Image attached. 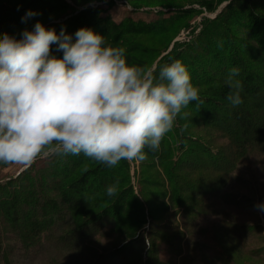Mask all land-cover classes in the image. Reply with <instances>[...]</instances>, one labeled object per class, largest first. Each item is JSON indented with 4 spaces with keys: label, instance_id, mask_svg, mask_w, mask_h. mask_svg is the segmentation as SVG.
Wrapping results in <instances>:
<instances>
[{
    "label": "trees",
    "instance_id": "trees-1",
    "mask_svg": "<svg viewBox=\"0 0 264 264\" xmlns=\"http://www.w3.org/2000/svg\"><path fill=\"white\" fill-rule=\"evenodd\" d=\"M95 1L99 0H0V38L4 33L19 29L23 31L27 26H31L32 30L38 21L48 29L55 28L58 34L62 28L73 35L81 28H90L105 36L107 44L123 47L130 64L149 67L151 57L157 58L159 50L144 47L137 38L174 35L182 26L180 22L195 13L192 8L174 7L175 13L171 17L158 21L127 17L117 22L106 16L102 6L75 7L76 4ZM261 2L218 0V3L226 5L217 17L206 19L195 44L177 52L167 62L182 60L195 86L211 88L210 96L200 97L203 103L193 101L186 107L188 109H182L158 151L153 152L148 147L144 149L146 159L157 160L162 171H157L155 163H144L143 160V175L148 179L142 181L146 184L157 178V183L163 189L169 183L171 191L168 199L181 209L184 228L190 233L180 239L188 248L187 256L184 251L176 250V259L170 260L171 264H177V259H181L180 264H184L186 259L189 264H195L198 263L197 257L205 262L208 259L201 257L200 247L213 251L214 257L208 264L231 263L234 256L219 243L217 235L208 236L210 242L200 241L204 236L198 233L200 225L213 219L220 221L229 234L241 241L250 238L239 232L246 227L236 226L237 223L233 224L227 219L231 211L226 210V207H233L248 211L247 196L236 195L232 191L222 192L230 183L237 184L235 173L245 165L244 162H259L260 168L264 169V0ZM199 3L209 11L215 9V0H199ZM29 10L37 15L25 19ZM68 12H71L70 16L59 17ZM234 26L247 28L254 37L249 40L237 37ZM15 37L20 39L21 34ZM52 55L62 58L63 53L55 50ZM207 65L214 75H211ZM234 67L240 69L236 79L241 81L247 94L244 99L241 97L243 103L236 107L225 105L230 89L224 81ZM198 123L201 128H206L209 135L199 137L201 141L190 138ZM210 130L216 135L211 137ZM208 142L213 147L206 146ZM173 143L178 145L174 147ZM175 154L178 159H174ZM47 158L45 165L37 167L32 164L18 177L0 183V264H22L21 260H34V255L43 248H67L65 250L72 251L80 248L86 239L98 236L101 231L105 236L114 235L116 240L122 236L125 239L112 252L103 255V259L93 258L95 264L98 261L170 264L161 259L164 248L161 247L160 235L150 236L147 233L155 226L154 217L159 211L147 204L149 191H138V188L135 191L128 160H121L111 170V167L82 153ZM94 174L98 180L103 179L91 199L82 191L86 190V182ZM105 175H108L107 178ZM163 175L166 179L160 181L159 177ZM117 180V193L112 197L107 196V186L115 184ZM207 181L210 185H206ZM239 185L244 187L243 184ZM251 186L245 187L252 193L250 197H262L261 188ZM199 187L203 189L199 190ZM167 196L165 192L163 197ZM204 198L213 202L206 204L202 201ZM105 228L111 229L106 232ZM146 233L147 237L143 239ZM165 236H161L164 241ZM196 236L200 238L197 241L194 240ZM142 239L146 244L143 249L138 246ZM6 242L10 244L5 246ZM244 249L247 254L248 251L251 253L246 247ZM255 250L260 251L261 248ZM110 257L117 258L112 261Z\"/></svg>",
    "mask_w": 264,
    "mask_h": 264
},
{
    "label": "clouds",
    "instance_id": "clouds-1",
    "mask_svg": "<svg viewBox=\"0 0 264 264\" xmlns=\"http://www.w3.org/2000/svg\"><path fill=\"white\" fill-rule=\"evenodd\" d=\"M37 15L29 10L25 19ZM62 58L52 55V46ZM238 67L224 83L233 107L243 103ZM203 103L187 65L130 64L123 47L90 28L69 34L36 22L21 38H0V163L80 155L108 167L158 151L190 102ZM119 180L106 188L117 193ZM256 208L264 212V203Z\"/></svg>",
    "mask_w": 264,
    "mask_h": 264
},
{
    "label": "rangeland",
    "instance_id": "rangeland-1",
    "mask_svg": "<svg viewBox=\"0 0 264 264\" xmlns=\"http://www.w3.org/2000/svg\"><path fill=\"white\" fill-rule=\"evenodd\" d=\"M69 1L73 2V0ZM252 1L262 4V0ZM164 5H168L171 8H168ZM225 5L226 3H218V0H215V9L213 11H209L204 5L199 3V0H99L85 4H76L75 7L78 9L88 6H102L106 11V16L114 19V21L117 22H120L127 17H132L134 19H143L146 21H158L162 18L171 17L175 13V8L182 7V9H195L194 14H192L188 18L183 19L180 22L182 23V26L177 30L176 34L165 35L164 37H155L152 39L148 38L147 36L143 38H137V40H139L141 44L144 45V47H147L149 49L157 48L159 50V56L155 59L154 57H151L149 63V67H156L157 69H159L160 67L167 64L171 56L181 51L182 49H185L188 45L195 44L196 38L201 32V29L204 26L203 23L206 21V19H214L215 17H217V15L222 11ZM261 10H263V8H261ZM70 14L71 12H68L67 14L61 15L59 17L66 18L70 16ZM50 21H53V19L47 22ZM30 27L31 26H27L26 28H24V30H31ZM23 31L22 29L12 30L9 31V35L15 36L16 34H21ZM234 31L237 37L241 39L249 40L251 37H254L251 34L252 31H250V33L247 28L234 26ZM55 50L56 46L53 45L52 52H54ZM161 59L163 60L161 61ZM208 69H210L211 75H214L213 72H211V68L209 66ZM198 87L200 91V97L206 98L210 96V87ZM244 96H247V94L244 90H242L241 97L244 99ZM225 105L231 106L229 101H226ZM191 120L197 121L193 118H191ZM194 124L195 123H192V125ZM193 131H195L194 134H190V138L192 140L201 141V139H198L199 137L209 136L206 132V128H201L199 123L196 125V127H194ZM210 131L212 133H215L212 130ZM212 133L210 134L211 137L213 135H216V133ZM203 140L205 141L206 139H202V141ZM206 144V146H212V144L209 142ZM177 145V143H173L174 147H176ZM214 149L217 151V148ZM176 153L179 154L178 152ZM47 159L48 158H37L36 161L32 164H36L37 167H41L45 165L44 161H46ZM174 159H178V156L176 154L174 155ZM204 160L207 161L205 157ZM146 161L149 163H155L157 171H162L157 160H154L153 162V160L151 159H145L144 163H146ZM129 162L131 167L130 175L131 177L133 176L132 183L134 184L135 191L137 192V188L138 191H141V189L144 192L149 191V197H151H146V200L148 202L147 204L152 206L155 211H159L158 214L154 217L155 220L153 223L155 226H152L150 229H148L147 233L149 232L150 236L160 235V243L162 244L161 247L164 248L162 256L160 254L161 259L167 260L171 264L170 260L174 261V259H176V250L184 251L185 255L187 256L188 248L184 245V242L180 241V239L182 237L189 236L190 233H188V231L184 228L185 221L182 219L181 209L175 207L174 204L168 199L171 191L169 183L167 182V185L164 186L165 189H163V186H161V184L157 183V178L153 181H148L145 184L144 180L142 181V179H148V177H144L143 175L144 168L142 166V161L132 160ZM244 163L245 165H242V168H238V173H235V177H237L238 181L237 184L230 183L222 193L232 191L236 195L245 194V196H247V205H249L247 206L249 207L248 211L238 210L233 207H226V210L230 209L231 211V216L228 215L227 219H229L233 224L237 223L236 226L240 227L241 225H243L242 227H246L240 229L239 232L245 233L246 235L250 236V238H246L244 241H241V239L229 234V232L226 231L220 221L213 219L200 225L198 233L204 235L202 240L197 236L194 237V240L197 241V239H200L201 242H210V240H207L209 239L208 236L212 234L215 236L217 235L219 243L225 249L229 250L232 253V256H234V258L232 257L233 259L231 258L230 264H264V212H261L256 208L257 204L264 203V169L260 168L261 165L259 164V162H253L250 164H248L247 162ZM118 165L119 163L114 167L116 168ZM28 167L17 164L0 165V183H5L13 178L18 177L19 174H21ZM114 167H111V170H113ZM145 168L148 167L145 166ZM96 176L97 175L94 174L93 177L87 180L85 187L86 190L82 191V193L86 195V197L87 195L91 196V199L96 195L95 191H97V188L100 186V182L103 179L101 178L100 180H98ZM107 176L108 175H105L106 178ZM75 179L76 177L73 178V180ZM165 179L166 178L164 177V175L159 177L160 181H165ZM239 184H243L244 187ZM249 184L252 185L251 187L259 186L263 192L262 197H250L252 193L248 192L245 188L246 186H249ZM206 185H210V182H208ZM201 189H203V187H199V190ZM165 192L168 193L167 198L163 197V194ZM202 201L206 204L213 202V200L209 198H204ZM110 217L114 218V216ZM177 227L180 228L177 229ZM110 229L111 228H105L106 232ZM147 233L144 235L143 239L147 237ZM161 236L167 237L165 239L166 241H164ZM123 239H125V236L119 237V239L117 238L116 240L114 235L107 234L105 236L103 234V231H101L98 236L90 237L89 239H86L84 242H82V246H80V248H74L72 251L65 250L67 248L60 250L54 249L52 247L47 250L43 248L41 252L37 251V253L34 255V260H21L23 261L21 263L66 264V262H73L75 264H85L87 262H93V264H95L96 262H94L95 260H93V258L99 257L100 259L106 253L112 252L113 249L120 245ZM143 239L138 243V246L141 247V249L146 246L145 240ZM9 244L10 242H6L4 245L6 246ZM244 247L247 248V251L250 250L251 253L248 251L247 254ZM258 248H261V250L256 251L255 249ZM200 250L201 257L208 260H206L205 262H201L197 257L198 263L196 262L195 264H208V261L214 257L213 251H210L211 249L208 247H200ZM252 253H254L255 255ZM116 258L112 259L110 257L112 261H115ZM132 261L134 262L135 260L132 258ZM175 261H177V264H180L181 259H177ZM97 264L113 263L109 261H98ZM172 264L175 263L172 262ZM184 264H189L187 259Z\"/></svg>",
    "mask_w": 264,
    "mask_h": 264
}]
</instances>
